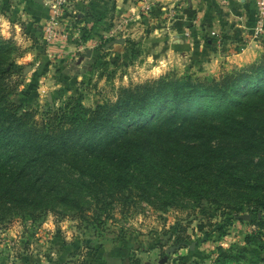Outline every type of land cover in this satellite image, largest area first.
Listing matches in <instances>:
<instances>
[{
    "label": "trees",
    "instance_id": "obj_1",
    "mask_svg": "<svg viewBox=\"0 0 264 264\" xmlns=\"http://www.w3.org/2000/svg\"><path fill=\"white\" fill-rule=\"evenodd\" d=\"M9 71L0 59V222L189 199L222 207L227 224L257 208L264 226V51L217 75L163 74L94 106L70 96L40 113L10 99ZM245 243L264 250L250 236ZM223 253L264 264L244 248Z\"/></svg>",
    "mask_w": 264,
    "mask_h": 264
},
{
    "label": "rangeland",
    "instance_id": "obj_2",
    "mask_svg": "<svg viewBox=\"0 0 264 264\" xmlns=\"http://www.w3.org/2000/svg\"><path fill=\"white\" fill-rule=\"evenodd\" d=\"M40 3L39 0H0V40L8 41L0 50V59L2 66L10 70L3 81L7 82L11 100L39 113L48 107L61 106L70 96L94 106L113 99L121 85L163 74L217 75L223 68L251 61L264 51L261 38L252 59L237 63L225 61L211 72L203 68L201 71L199 67L146 72L140 66L143 47L136 44L141 41L136 38L133 42L126 35L129 20L115 24L111 18L106 19V26L100 32L94 30L100 33L96 45L105 44L102 52L88 58L82 50L77 58L66 55L51 59L43 39L47 15ZM108 8L109 13L112 8ZM166 9L159 13L164 15ZM91 17L97 18V15ZM113 24L121 29L120 33L104 40V34ZM88 25L91 29L94 23ZM117 37H125V46L132 51L112 50ZM152 62L154 60L149 64ZM161 202L155 201L156 207L141 200L114 202L108 206V211L99 213H94L92 206L85 209L81 217L48 213L36 221L28 217L7 219L0 222V264H187L175 256L178 249L166 253L179 240L186 242L180 246L185 247V253L202 246L205 256L192 261L194 264H252L248 263L253 258L249 254L237 261L222 257L223 252L230 257L242 248L253 252L257 258H264V250L245 243V236H250L264 245V226L259 223L261 214L257 208L239 213L227 224L230 213L205 200L192 203L186 199L185 205L179 203L170 207H160ZM219 224L224 226V235L216 231ZM192 243L194 246L190 248Z\"/></svg>",
    "mask_w": 264,
    "mask_h": 264
},
{
    "label": "crops",
    "instance_id": "obj_3",
    "mask_svg": "<svg viewBox=\"0 0 264 264\" xmlns=\"http://www.w3.org/2000/svg\"><path fill=\"white\" fill-rule=\"evenodd\" d=\"M39 1L45 9L44 15H47L44 0ZM76 1L70 0L63 10L62 23L70 32V39H58L47 45L51 59L66 55L77 58L82 50L88 58L102 52L101 46L96 45L100 33L94 32H100L106 26V19L111 18L115 24L129 20L126 35L133 42L136 38L141 41L136 44L143 47L140 66L146 72L170 68L191 70L196 67L211 72L225 61L237 63L252 59L259 49L260 39H264V33L250 39L255 24V0H78L74 4ZM145 2H154L168 9L171 7L175 15L149 16L142 8ZM109 6L112 8L110 15H114L105 17L103 15L109 14ZM92 14L97 18H92ZM92 22L94 26L91 30L88 23ZM187 29L189 37L184 35ZM217 35H221V43L215 40ZM117 39L120 37L113 40L112 50L132 51L125 46V37L121 42ZM184 249L180 247L175 254L184 263L194 264L192 261L205 256L202 246L188 249L187 253Z\"/></svg>",
    "mask_w": 264,
    "mask_h": 264
},
{
    "label": "built area",
    "instance_id": "obj_4",
    "mask_svg": "<svg viewBox=\"0 0 264 264\" xmlns=\"http://www.w3.org/2000/svg\"><path fill=\"white\" fill-rule=\"evenodd\" d=\"M226 1V0H222ZM70 2V0H44L45 5L48 8L47 18L43 25V39L47 45L54 43L58 39H70V32L66 28L63 21V10L64 7ZM142 8L152 16L160 15V11L165 9L164 6L154 2H145ZM167 15H174L175 10L173 8H167ZM126 21V20H125ZM193 22H196V18H193ZM121 29H118L117 25L112 26L104 34V40L113 39L120 33ZM264 33V0H255V24L250 34V39L259 37ZM186 37L190 36V31L187 29L184 31ZM217 43H221V35H217ZM101 48H105L104 44Z\"/></svg>",
    "mask_w": 264,
    "mask_h": 264
},
{
    "label": "water",
    "instance_id": "obj_5",
    "mask_svg": "<svg viewBox=\"0 0 264 264\" xmlns=\"http://www.w3.org/2000/svg\"><path fill=\"white\" fill-rule=\"evenodd\" d=\"M117 40H119L120 42H121V41H123V39H122V38H120V39H117ZM180 246H181V245H174L173 247H171V248L167 249V250H166V253H171V252H173L175 249H179V248H180ZM193 246H194V244H193V243H192V244H190V248H193Z\"/></svg>",
    "mask_w": 264,
    "mask_h": 264
}]
</instances>
